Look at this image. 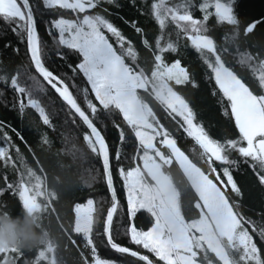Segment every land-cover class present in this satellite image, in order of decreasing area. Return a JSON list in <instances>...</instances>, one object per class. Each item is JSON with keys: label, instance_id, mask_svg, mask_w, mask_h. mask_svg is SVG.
<instances>
[{"label": "snow or ice", "instance_id": "1", "mask_svg": "<svg viewBox=\"0 0 264 264\" xmlns=\"http://www.w3.org/2000/svg\"><path fill=\"white\" fill-rule=\"evenodd\" d=\"M105 3L114 0H42V6L41 0H0V24L22 42L26 37L28 62L0 66V82L14 92V106L21 116L34 111L40 126L55 132L56 112L49 111L50 94L55 95L63 102L62 125L70 122L82 139L79 146L73 143L67 152L54 153L71 156V162L58 160L66 174L54 173L49 181L36 155L52 151L48 132H40L38 143L30 146L11 129L24 142L34 168L5 131L10 126L0 122V162L16 174L12 181L3 176L0 195L11 192L23 211L36 214L42 223L46 213L55 216L61 234L73 245L77 242L70 233L82 237L76 264H264V207L254 213L258 220L244 212L242 184L233 175L243 165L264 189V16L241 18L239 0H152L149 15L158 26L153 40L131 22L149 54L142 62L133 41L111 22ZM197 9L200 17L194 14ZM38 17L51 45L38 33ZM210 21L215 22L211 27ZM224 26L230 35L220 43L213 32ZM182 49L195 52L202 78L212 85L222 115L234 121L238 134L226 128L214 134L198 120L181 91L199 87ZM49 52L72 76L48 66ZM69 56L75 60L69 62ZM81 74V83L65 82ZM84 81L87 86L82 87ZM109 126L117 133L111 144ZM181 133L198 152L180 146ZM61 136L67 143V135ZM93 159L102 161V173ZM74 166L79 169L75 181L67 175ZM114 172L123 182L126 204ZM101 175L110 197L106 210L83 191ZM62 197L68 208L63 218L56 207ZM144 213L146 228L139 224ZM101 247L120 259L101 258ZM33 249L35 258L26 259ZM0 254V264H66L52 237L32 249L0 248Z\"/></svg>", "mask_w": 264, "mask_h": 264}, {"label": "trees", "instance_id": "2", "mask_svg": "<svg viewBox=\"0 0 264 264\" xmlns=\"http://www.w3.org/2000/svg\"><path fill=\"white\" fill-rule=\"evenodd\" d=\"M197 4L199 0H196ZM152 3V0H114L112 4H103L104 8H107L109 18L121 31L133 41L136 48L139 51L141 61L149 57L148 52L143 48L141 43V37L135 33L134 29L131 27V22H136L138 26L145 30L147 38L151 41L158 34V26L149 15V6ZM42 6V0H41ZM239 16L243 19L250 20L253 18H260L264 16V0H239V5L237 8ZM194 14L197 17L201 16V13L197 9ZM44 19H49L48 15L44 16ZM129 21V23H125ZM215 22L210 21L209 27H211ZM38 33L41 38L51 45V40L47 35L46 26L43 24V20L39 17L37 18ZM225 34L230 35V32L227 26L217 28L213 32L218 39V42L223 43V37ZM10 45L8 48H5L4 45ZM183 44V41H181ZM18 49V53L15 51ZM48 55L51 57L47 64L50 68H55L61 74L67 73L68 76H72L71 70L66 66L60 67L61 61L54 53L49 52ZM182 55L185 56L184 63L189 69L194 73L197 82L199 84L198 88L186 87L181 89V91L187 96L191 101V105L194 110L197 112V118L199 121L203 122L204 126L211 130L214 134L219 135L221 129L226 128L229 133L238 134V130L234 128V121L231 123L228 122V118L222 115V109L218 103V97L212 95V85L206 82V78L203 77V68L198 60L194 51L184 53L182 49ZM172 57H169L171 59ZM69 62L75 60L74 56L68 57ZM28 56L26 55V37L22 42L19 37H17L10 29L5 28L3 24H0V66H15L16 64L27 63ZM3 74V73H0ZM83 80L82 74L80 77H77L74 81L66 80V83H81ZM214 83V82H213ZM81 86H87L86 81H84ZM54 91V90H53ZM52 103L49 105V111L55 110L56 115L53 116V124L56 125V130L53 132L47 127L40 126L41 122L38 119V116L34 111L26 110L25 114L21 116L19 109L15 105L14 92L12 89L7 86L5 83L0 82V122H3L6 126L5 131L11 136L12 140L17 146L25 153V156L32 167H36L35 161L32 159L31 154L27 153L24 142H22L16 135L11 131L15 129L23 137L24 141L30 146H35L39 141L40 132H48L50 138L53 140L52 151H37V157L40 160L41 165L45 168L49 181L54 173L61 175L63 178L66 174L62 172L57 164V161L69 164L71 162V156L61 155L57 157L54 153L58 149H64L66 152L71 149L72 144L76 143L78 146L82 144V139L80 133L73 128L71 123L63 126L62 121L65 119L64 113L61 110L63 102L58 99L55 95H51ZM48 97L44 98V103H48ZM168 124V121H164ZM171 127V125H168ZM65 133L68 137L67 143L63 142L61 133ZM75 135L76 139L73 140ZM117 136L116 131L109 126L107 131L108 142L111 144L113 139ZM234 138V135L231 136ZM178 142L180 146L186 151L191 152L195 149L197 152L198 148L195 147L193 142L190 139H184L183 134H178ZM0 146L3 145V141L0 140ZM127 151L131 152L132 149L129 147ZM10 152L14 155V150L10 149ZM125 166H128V161H123ZM91 163L95 165L96 169H99L102 173V161L96 162V160H91ZM89 167L88 163L83 165V168L87 169ZM118 167V166H117ZM95 174V172L93 173ZM7 175L9 180L12 181L16 178V174L11 170H5L3 162H0V187H3V176ZM67 175L70 176L72 180H77L79 175L78 167L74 166L70 170H67ZM86 175V173H85ZM234 179L238 180L242 184V206L244 212L251 216L253 219H259L258 215L254 213H259L261 207H264V189L260 188L254 181L250 171L246 170L243 165L239 169H233ZM115 186L118 193H120V198L122 202L126 204V200L122 195V180L119 179L118 174L114 172ZM105 183L103 181L102 175L97 177L95 183L92 184V188H84L83 191L91 195L94 199L98 200V207L106 208L109 206V195L105 192ZM65 197L61 198V204L56 205L58 212L61 217L65 216V213L68 212V208L65 205ZM0 211L9 212L12 216L22 214L23 209L22 205L19 204L17 196H14L11 192H5L3 195H0ZM147 213H144L141 216V221L139 222L141 227L150 226L147 224ZM43 224L48 228L51 237L58 240L61 249V255L64 257L66 264H76L79 251L77 245H80L82 237L78 234L70 233L73 240L77 242L76 245H73L67 237H64L58 227L55 216H49L45 214ZM124 243L123 236L118 237ZM255 239H259L256 237ZM37 254V251L33 249L31 252L26 254V259L33 260ZM98 254L101 255V258H112L120 259L119 254L114 252H109L108 250L101 247L98 249ZM3 259L2 254H0V260ZM40 264H46V262L41 261Z\"/></svg>", "mask_w": 264, "mask_h": 264}, {"label": "clouds", "instance_id": "3", "mask_svg": "<svg viewBox=\"0 0 264 264\" xmlns=\"http://www.w3.org/2000/svg\"><path fill=\"white\" fill-rule=\"evenodd\" d=\"M51 239L48 228L31 212L12 216L0 211V248L32 249Z\"/></svg>", "mask_w": 264, "mask_h": 264}]
</instances>
